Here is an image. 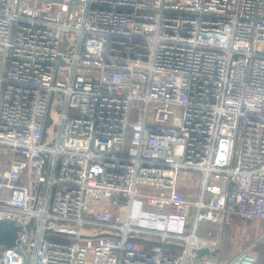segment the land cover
Listing matches in <instances>:
<instances>
[{
    "label": "built area",
    "instance_id": "2783aa9c",
    "mask_svg": "<svg viewBox=\"0 0 264 264\" xmlns=\"http://www.w3.org/2000/svg\"><path fill=\"white\" fill-rule=\"evenodd\" d=\"M0 146V264H258L264 0H0Z\"/></svg>",
    "mask_w": 264,
    "mask_h": 264
},
{
    "label": "rangeland",
    "instance_id": "374dc122",
    "mask_svg": "<svg viewBox=\"0 0 264 264\" xmlns=\"http://www.w3.org/2000/svg\"><path fill=\"white\" fill-rule=\"evenodd\" d=\"M33 3L34 0H29ZM93 74H97V71H92ZM138 110L140 111L139 107ZM54 122H58V111L54 108L51 112ZM137 110L133 111L132 117L136 119ZM56 125L53 124L49 128V133L52 135L55 131ZM0 146V150H1ZM264 221L256 218L253 221H244L240 219L233 220L230 224H227L224 228V235L222 237V244L220 248L221 257H230L237 253L240 249L246 246L248 243L252 242L261 232L262 226L260 225ZM205 234L208 235L210 229H214V233L217 232V225L204 223ZM57 238H63L64 236L60 234H54ZM71 238L68 241H73Z\"/></svg>",
    "mask_w": 264,
    "mask_h": 264
},
{
    "label": "water",
    "instance_id": "95a60500",
    "mask_svg": "<svg viewBox=\"0 0 264 264\" xmlns=\"http://www.w3.org/2000/svg\"><path fill=\"white\" fill-rule=\"evenodd\" d=\"M67 45V39L65 38L63 47ZM63 61L60 60L58 62V65L62 64ZM53 100V94L51 95L45 123L42 131V141L47 136V127L52 123V118L50 116V110H51V104ZM40 186L37 187L39 190ZM225 225V224H224ZM223 225V226H224ZM34 219L31 218L30 222L23 225V224H17L16 220L13 219H3L0 220V251L6 247H13L17 245V240L19 238V232L23 230H30L31 228H34ZM47 232H54L52 229H46ZM106 235V234H104ZM169 246H174V244H166ZM194 252L196 253V258L200 259L204 255H216L219 252V249H215L213 251H210L209 248H199L195 249Z\"/></svg>",
    "mask_w": 264,
    "mask_h": 264
},
{
    "label": "trees",
    "instance_id": "16d2710c",
    "mask_svg": "<svg viewBox=\"0 0 264 264\" xmlns=\"http://www.w3.org/2000/svg\"><path fill=\"white\" fill-rule=\"evenodd\" d=\"M237 218L240 219L239 217L234 216L233 219H232V221H233V220H236ZM240 220H242V219H240ZM232 221H230V222H232ZM252 221H253V220H252ZM230 222H227V223L224 225V228H226L227 224H230ZM247 222H248V221H247ZM260 225L262 226V228H264V222L261 223ZM256 249H257V251H258V253H259L258 264H264V243L258 244V246H257ZM220 255H221V253H220ZM225 258H226V257H225ZM228 258H229V257H228ZM222 259H224V257H223Z\"/></svg>",
    "mask_w": 264,
    "mask_h": 264
},
{
    "label": "crops",
    "instance_id": "0c3cea01",
    "mask_svg": "<svg viewBox=\"0 0 264 264\" xmlns=\"http://www.w3.org/2000/svg\"><path fill=\"white\" fill-rule=\"evenodd\" d=\"M261 230H262V229H261ZM248 244H249V243H248ZM248 244H247V245H248ZM244 247H245V246H244ZM220 258L222 259L223 257H221V255H220ZM224 259H227V258H224Z\"/></svg>",
    "mask_w": 264,
    "mask_h": 264
}]
</instances>
